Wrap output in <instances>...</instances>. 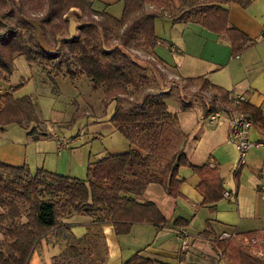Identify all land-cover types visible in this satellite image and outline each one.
Returning <instances> with one entry per match:
<instances>
[{
	"label": "trees",
	"instance_id": "trees-1",
	"mask_svg": "<svg viewBox=\"0 0 264 264\" xmlns=\"http://www.w3.org/2000/svg\"><path fill=\"white\" fill-rule=\"evenodd\" d=\"M7 1L0 0L3 4ZM18 1L22 5L17 19L5 16L4 21L0 14V79L5 80L12 74L18 55H24L29 63L52 55L58 62L54 67L56 73L63 72L71 78L85 74L95 89L105 86V103L108 97L129 103V107L115 106L110 119L130 142L138 143L135 138L141 136L146 146L103 155L89 163L85 178L42 167L32 172L25 163L16 165L0 160V264H29L36 243L48 230L60 226L62 219L72 212L96 214L99 222L112 224L116 234L128 233L135 222L166 224L167 219L158 206L152 200L141 199L147 185L159 183L168 194L176 196L179 192V167L190 166L203 175L206 165H195L188 159L184 152L186 134L179 128L177 114L169 110L165 101L156 99L150 91L140 100L132 99L129 86L137 90L141 75L133 69L132 64H137L123 46L133 41L137 47H154L158 40L155 19L169 16L174 21H195L210 30L228 33L232 51L237 54L251 39L238 28L228 25V9L223 5L233 1L247 6L252 0H181L177 7H171L170 0H123L124 7L119 17L93 8L92 0H46L45 11L39 16L32 15L38 19L44 36L50 33L56 38L64 28L60 23V4L63 3L64 8H79L86 14V19L81 17L78 32L59 39L54 52L44 48L35 26L22 13L24 0ZM29 1L35 3V9L44 6L40 0ZM117 28L121 29L117 43L106 44L111 31ZM60 56L68 59L66 71H62ZM184 79L198 80L203 88H209L214 101L225 105L233 101L234 96L229 90L211 83L203 75ZM235 107L249 113L254 121L264 123L261 108L248 100H240ZM213 110L214 107L204 108L206 114ZM39 120L30 95L15 97L12 92L4 94L0 108L1 129L10 122L26 125ZM32 135L37 138L35 132ZM177 142L182 143L181 146L176 147ZM165 157L166 163L160 171L149 167L155 160ZM213 181L217 185L212 191L200 186L207 200L222 196L220 178L213 176ZM206 186L211 185L208 183ZM216 188L218 194L214 192ZM47 190L51 197L45 196ZM58 194L62 197H57ZM175 222L179 223V219ZM236 232V236L229 238L216 235L213 239L215 250L227 254L232 264H264V232ZM245 237L257 238V241L245 243ZM250 244L263 248V251L256 250L262 254L253 253ZM61 261L65 264L94 263L91 251L78 243H70L64 249ZM122 264L169 263L145 256L138 250Z\"/></svg>",
	"mask_w": 264,
	"mask_h": 264
},
{
	"label": "rangeland",
	"instance_id": "rangeland-1",
	"mask_svg": "<svg viewBox=\"0 0 264 264\" xmlns=\"http://www.w3.org/2000/svg\"><path fill=\"white\" fill-rule=\"evenodd\" d=\"M40 1L44 3V6L35 9L34 2L24 0L22 13L35 26L44 48L49 52H54L59 46V39L78 32V25L82 18L86 19V14H83L80 9L64 8L63 3L60 4L59 7L62 10L60 23L64 28L56 38L50 33L44 36L38 19L32 16L41 15L47 8V1ZM20 5L22 4L18 0H8L5 4L0 2L2 19L6 21L5 16L11 17L13 20L17 19ZM114 8L116 9V7ZM191 27L188 30H191ZM120 32V28L111 31L110 39L106 44H116ZM156 32L162 39L155 44V52L164 62L170 63L173 61V55L169 53V47L164 42L162 43L163 40L170 38V34L163 31L160 33L159 30ZM190 35L193 34L190 33ZM187 38L190 40L188 36L185 39L187 40ZM200 44L202 43L194 42L191 39L190 44L187 43L190 49L187 51L202 54L203 48L199 47ZM259 45L261 42L257 44V49ZM123 49L137 64H132L133 69L141 75L137 90L133 86H129L132 99L140 100L147 92H153L156 99L165 101L169 110L177 114L179 128L186 134L187 140L195 144V140L198 139L197 149L206 148L208 146L206 134L211 132V128L215 124L210 122V113L206 114L204 108L214 107L212 113L219 111L221 115L216 124L223 126L226 122L223 113L231 112L232 103L225 105L220 101H214L210 89L203 88L199 81H189L170 74L171 70L149 53L150 47H137L131 41L128 45L123 46ZM176 55L178 57L179 53ZM60 58L62 59V71H66L68 59L64 56H60ZM57 63L56 58L52 55L33 63H29L24 55H18L15 58V69L11 75H7L5 80L8 82L3 84V91L5 93L12 92L15 95H30L40 120L38 122L31 121L26 125L10 122L4 130L0 128V148L17 151L23 160L22 164H27L32 172L42 167L61 174L85 178L90 162L98 160L107 153H120L129 149V140L114 127L110 119L115 106L122 104L129 107V103L126 101L117 102L111 97H108L107 103H105L104 85L95 89L85 74L71 78L63 72L56 73L54 67L58 65ZM48 71H52V73L49 74ZM0 80H2L0 83L5 81L4 79ZM5 88L6 90H4ZM2 97L4 95L0 94V102H2ZM29 131L40 136L34 138L29 134ZM135 141L138 142L136 144L139 147L146 146V141L141 136H137ZM181 144L177 142L176 147ZM166 159L167 157L155 160L149 167L152 170L160 171L164 167ZM233 179L231 176V180ZM45 196L51 197L48 190L45 192ZM59 196L62 197V194H58L57 197ZM22 219L25 220V216ZM99 220L96 214L86 215L72 212L62 219L63 223L60 226L48 230L36 243L34 255L32 254L29 264H56V259L59 261L58 264H65L61 261L62 253L70 243H78L88 248L94 259L93 264H104L107 252L102 243V236L99 235ZM87 222L90 226L89 233L85 232V223ZM146 223L137 222L130 232L118 237L122 250L128 248L138 250L153 244L154 234L151 233L150 228H147V225L151 223ZM68 226H71L75 234ZM144 228V231H137V229ZM176 231L178 233V229ZM191 243L192 238L187 250L192 247ZM212 244L214 245V242ZM250 245L253 253L262 254L256 252L260 247H256L255 244ZM181 249L183 250V248ZM258 250L263 251V248ZM120 254L121 252L112 256L111 263L119 264ZM183 264H198V261L196 258L195 260L190 258Z\"/></svg>",
	"mask_w": 264,
	"mask_h": 264
},
{
	"label": "crops",
	"instance_id": "crops-1",
	"mask_svg": "<svg viewBox=\"0 0 264 264\" xmlns=\"http://www.w3.org/2000/svg\"><path fill=\"white\" fill-rule=\"evenodd\" d=\"M180 2L181 0H170L171 7L179 6ZM92 6L119 17L122 14L124 2L123 0H92ZM223 6L228 9V25L238 28L251 39L237 54L232 51V41L228 33L210 30L195 21H174L169 16L155 19V32L159 30L160 33L163 31L170 34V38L163 40L162 43L169 47L173 61L164 62L156 54L155 46L149 49V53L168 67L171 70L170 74L183 79L203 75L211 83L229 90L231 96L242 94L245 100L261 108L264 113V37L260 34L264 27V0H252L247 6L232 1ZM190 26L192 29L188 30ZM156 34L157 43H159L162 38L158 32ZM186 36L190 40L188 38L186 40ZM191 39L202 43L199 46L203 48L202 54L187 51L190 50L187 43L190 44ZM260 42L261 45L257 49V44ZM175 53H179V56L177 57ZM7 82L5 80L0 83V94H5L3 84ZM20 96L23 94L15 95V97ZM3 99L4 97L0 102V108L3 105ZM231 108L230 113H223L226 118L225 126L216 124L220 117L215 122L210 120L215 125L213 124L211 132L206 134L208 140L206 148L197 149L198 139L195 140V144L190 143L189 140H186L184 144V152L192 164L206 165L203 175L190 166H180L177 175L180 180L179 192L176 196L168 194L159 183L150 182L147 185L141 199L152 200L167 219V223L147 225L154 234V240L153 244L138 249L141 254L169 264H183L190 258L192 260L196 258L198 264H232L227 254L221 253V250H215L212 239L222 231L237 230L241 234L252 231L264 232V144L251 147L247 151L245 163L236 169L239 154L236 144L230 139L228 117L233 113L244 115L249 113L242 112L236 107L231 106ZM3 127L2 130L7 125ZM39 136L37 135V138ZM250 138L264 141L262 121H254L250 129ZM137 146L135 142L129 141V149ZM0 160L16 165L22 164L21 161H23L17 151L7 148H0ZM213 176H218L221 180L222 196L216 200H207L206 193L200 189V186L212 191L217 185L215 181L211 182ZM203 179H205L204 182H202ZM208 183L211 186L207 188ZM225 190L231 192L230 197L224 195ZM214 192L218 194V189L216 188ZM176 219H179V223L175 222ZM134 224L131 229L135 226ZM181 225L185 226L191 235L192 250L191 248L182 250L180 247L176 230ZM99 226V235L102 236V243L107 252L104 264H113L110 260L119 252H121L119 264H122L138 251L136 248L122 250L118 237L123 234H116L112 224L100 222ZM85 228V232L89 233V222L85 223ZM71 230L75 234L72 228ZM141 230L144 231L145 228L137 229L139 232Z\"/></svg>",
	"mask_w": 264,
	"mask_h": 264
},
{
	"label": "built area",
	"instance_id": "built-area-1",
	"mask_svg": "<svg viewBox=\"0 0 264 264\" xmlns=\"http://www.w3.org/2000/svg\"><path fill=\"white\" fill-rule=\"evenodd\" d=\"M261 36L264 37V28L261 30ZM244 99V96L240 93L235 94L233 97L232 105L235 107L240 100ZM221 113L219 111L210 114V120L215 122ZM229 129H230V139L236 144L239 160L236 166V169H239L244 163L246 159L247 151L253 146H260L264 144L262 140H253L250 138V129L254 123V120L249 115L233 113L229 114L228 117ZM224 195L226 197L231 196V192L228 190L224 191ZM179 240L181 244V248L186 249L189 247V243L191 240V235L188 232L187 228L183 225L178 226ZM237 230L232 231H222L220 233V238H229L237 235ZM244 240L246 242H256L257 238H248L245 237ZM261 253V252H259Z\"/></svg>",
	"mask_w": 264,
	"mask_h": 264
}]
</instances>
